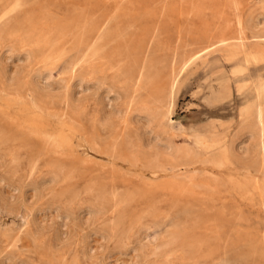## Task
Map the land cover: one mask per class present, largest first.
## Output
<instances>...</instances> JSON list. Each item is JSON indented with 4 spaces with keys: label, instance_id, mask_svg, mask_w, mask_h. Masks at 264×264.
Masks as SVG:
<instances>
[{
    "label": "bare ground",
    "instance_id": "6f19581e",
    "mask_svg": "<svg viewBox=\"0 0 264 264\" xmlns=\"http://www.w3.org/2000/svg\"><path fill=\"white\" fill-rule=\"evenodd\" d=\"M37 1L38 0H0V70L1 67L8 65L10 61H15V60L18 61L19 62L18 65L19 64L20 65L19 68L17 67L18 70L17 69L14 70V73H9L10 72L9 69L7 70L8 67H5L6 68L4 69L5 79L10 83L11 87L16 86L18 87V89H26L28 92H31L32 94L30 93L29 95H32L33 98V101H30L28 103L23 102L19 99L20 105L17 109L22 116L41 123L48 122L56 118L58 119V121H60L62 128L64 130H67L69 116L67 118L66 114L61 115L58 113L57 105L61 100L60 101L58 100L57 102L56 99H67L70 100V103H75L76 107H72L73 105L70 106L68 103L70 108L68 107V105L67 108L70 109L71 112L77 113L80 116L79 118L81 117L84 118L85 116L83 117V115H85L87 112V111L84 112L82 105L88 99H94L93 101H95L97 104L100 105V110L99 111L97 110V112H95L91 118L92 119L91 122L93 124V129L91 128L93 130V131L91 130V132H93V137H91V140L93 138L92 140L93 143H91L92 145L90 146L92 147L90 148H92V150L96 152L103 154L104 156H107L111 161V166H112L111 167L112 171L111 173L109 172L110 174L109 182L104 181L101 178H97V177L94 178L92 176L90 180L87 181L82 191L83 195L86 198L84 202L85 205L83 204L82 208H80L79 211L77 209V212L75 210V212L73 213L68 208H65V210H63L61 214L57 216L56 219L58 221L56 220L57 221L56 223L60 228H62L63 236L67 234L69 235V237L70 236L73 237L72 230L70 231V227H71L70 224L71 221L73 223V219H74L73 215H76L77 217L79 215L80 216L82 215V217L80 218L79 216V218L82 219L83 221V219L86 216V219H84L83 222L94 225V229L96 231L95 233L98 232L100 236L103 237L104 240H106L107 242L118 240V243H121L124 247L139 252L143 256V258H145V260L147 257L156 256L158 254L160 255V253H164L168 251L169 253L171 252L173 254H177L179 252L182 253L185 250L187 252V255L194 256L195 253L197 255L200 254V250L201 249L203 250V247L210 249V245L208 244L211 239L202 238V236H200L201 239H199L200 237L196 239L192 237L193 235L189 236L185 231L190 227H187V229L184 230V227L182 228L181 223L178 222L180 215L182 216L187 215L193 217L194 214L196 215L197 213H200L198 212L199 209L198 205L201 200L214 201L216 199H220L219 195L226 190L238 194L242 199H245L249 202H256V201L264 202V78H258L256 81H241L238 82V84L236 85L239 93L243 92L244 89H248V88L255 89L256 98L252 103L241 107V109L239 110L241 115V119H240L241 124L239 126V129L237 128L238 129L236 132L237 135L235 137L233 136V138L230 137L233 139V140L231 139L232 141L230 140L231 143V144L229 143L230 146L226 147L225 144L227 142L225 137L219 135V132L217 133L216 131L217 128L216 125H218L216 124V121L218 120H215V118L214 119L211 118L213 121L208 122V125L206 126L204 125V127L198 126L199 128L192 130H188L181 126H176L172 122V115L174 112L175 104L180 94L181 86L183 85V84L180 85L179 77L183 72H185L188 69V65L186 64L177 65V63L173 62L175 64L171 69V71L167 75H163L162 73L159 72L156 64L150 59H147L146 58L147 55L145 54L146 55L145 58L147 60L144 59L146 61L145 64H143L144 65L143 68L139 71V74L135 76V72L133 69V67L136 66L135 62L127 64L125 56L121 54L120 51L119 52L114 51V58H112L114 59L113 60L114 76H115L114 86L106 85V81L103 80L104 78H102L101 76H99V78L96 79L95 78L91 79L90 75H92V73L94 72L93 68L94 69L96 68V66L93 65V61L100 56V51L102 52V50H100V48L97 45L99 40H97L98 42L96 41L97 43L96 42L91 43L92 41L91 33L93 32H90L91 36H89V34H87V32L85 31L88 27L89 22L88 23L82 22L81 26L78 27V30H74L75 28L74 23L78 21V19L77 20L71 19L72 21L71 20L64 21L59 19L54 14H49L47 12H45L46 13L45 15L43 14L44 12H42V15L38 17L34 13L23 14L26 8L29 9L30 7L33 6V4L37 3ZM191 1L189 0V3H192ZM194 1L197 2V0ZM83 2L84 1H82V3ZM196 2L193 3L196 4ZM262 2L264 3V1ZM262 2L260 0V3ZM197 5H199V2ZM259 5L260 6L257 7L262 10V5L261 4ZM189 6L190 7L188 8H191L192 5ZM237 6L239 7L240 5L237 4ZM196 7L197 6H195V8ZM176 8L177 7H175V9ZM202 8L204 9V7ZM263 8H264V4H263ZM90 9L91 8H89V10ZM200 9L198 6V10ZM206 9H208V7ZM215 9L218 10V8ZM224 9L229 10L231 8L229 7V9L228 8H224ZM197 11L194 10V13ZM68 12H70V10ZM79 12H81L80 9ZM201 13L202 12L200 11V14ZM223 13L224 12H220V10L219 12L216 13V17H218L217 19L220 22L222 21V26H221L222 28L218 25L216 29L217 30L216 32L219 33V37L222 40V42L225 41L226 37L229 38L227 35H232L231 25L224 20L227 18H225L226 15H224ZM66 14H68V16L69 15L71 16V14L69 13ZM196 14L197 16L199 15L198 13ZM195 15L194 18L197 17ZM81 16L86 17L85 15H81ZM227 17H228V13H227ZM70 18H72V16ZM167 19H170V17ZM82 20L84 21V19L80 18L79 22H81ZM241 22L242 21H239L240 28H241ZM202 26H204V23ZM244 26L246 25L244 24ZM260 26L261 27L259 28V25L257 23L255 28L258 31L257 34L260 35L261 38L264 40V23ZM251 27H254V25ZM257 27L259 28V30ZM71 28L73 30L69 31V29ZM103 28L105 29V27ZM44 29H48L51 31L44 32ZM92 29L96 30L97 27L96 29L94 28ZM127 30L128 29L122 32H126L125 34H128ZM68 32H71L75 44L78 45L76 48L77 60L75 61L73 67L81 66L82 68L81 64H83L86 68V69L84 68L83 70L86 71L81 72L78 75L76 74L77 76L73 77L72 81L71 80L67 81L62 78L61 79L59 78L58 80L54 79L56 80L54 81L53 80L54 72L57 71L58 67L60 66L64 54L60 52L61 49L60 44L62 41L61 39L64 36H67L66 34ZM119 32L120 34L122 33L121 31H118V33ZM94 33H97V30ZM98 33L100 34L101 30ZM243 33L244 32H242V35ZM99 34H95V35L98 36ZM206 34H208V32ZM6 37H8V39L11 42L8 45H3L2 41H4L3 39ZM235 39L238 40L237 38ZM232 41H234V39ZM242 41L244 40L242 39ZM236 42L237 41L233 43L232 42L229 43L230 50L229 53L227 52L228 54L226 56V60L228 62H234L237 59H239L241 56H243V60L245 61L246 65L237 66L233 68V70H231L232 78H238L245 75L248 72V67L250 66H256L258 68L264 67V47H259L255 50H245L244 48L245 46L243 47L244 44H237ZM177 43L179 44V40H177ZM150 46H153V42L150 43L149 47ZM149 47L148 49L151 50ZM106 49L108 50V45ZM168 50L171 49L168 48ZM133 55L135 56V54ZM147 57L149 58L150 56ZM196 57L197 55L195 56V58ZM198 57L196 59H198ZM127 59L129 60L130 58ZM196 59L193 60L195 61ZM113 61L110 62L108 60V63L110 62L112 64ZM68 67L70 68L71 66L67 65L64 67V69L68 70L69 69ZM106 67H110V66H106ZM196 67L197 66H195L194 68ZM102 69L105 70L108 68L103 67ZM95 70L98 69L96 68ZM76 71L78 70H75V73ZM73 72L71 73V75L73 74L74 76L75 73ZM8 74H11V76H9ZM232 78H226L225 80L221 81V83L219 84L218 91H215L214 94L212 92L213 97L212 95L210 97L213 98L215 102L222 103L231 98ZM41 79H46L47 81V84L43 87L40 85L41 82L39 83ZM12 92H16V91L13 90ZM42 97L46 98L45 100L48 99V101H43L44 99ZM32 98H30L29 100H31ZM7 100H11V99L8 98ZM46 106H49L51 110H48ZM62 107L63 106H61L60 108ZM82 120L84 121V119H81V121ZM209 121L211 120L209 119ZM71 122L72 124H75L74 121ZM227 125L226 127L224 126L222 128H227L229 130L231 126L230 125L227 126ZM79 126L77 129H79ZM18 127L20 128V126ZM88 129L90 130V128ZM3 131L5 132L4 129ZM78 131H80V129ZM5 134L6 136L8 135L6 132ZM81 134L83 135V133ZM180 136H183L185 138V143L183 144L179 143L178 138ZM1 138L4 139L5 137H1V133H0V141ZM83 138L85 139V137ZM98 141L102 143V147H100ZM49 142L52 143L50 149L55 152L56 150L60 151L61 149L71 146L68 135H66L63 131L60 134H58V136L55 137L53 136L52 138H50ZM30 144H27L26 142L24 146L30 147L32 146ZM20 147L18 150H20ZM26 147L25 150L28 149ZM71 150H73V148ZM5 156H3V158H6ZM84 159H86V157H84ZM1 161H4V159ZM35 161H37V159ZM33 162L34 161H32L31 163ZM4 163L5 162H3V164ZM9 164L10 163H8L7 165L10 166ZM14 164H12V166H14ZM17 165L18 163L16 164L15 167H17ZM53 166H54L53 173H51L52 175L47 180H45L42 190L39 187L40 193H43V190L46 192L47 190L49 192H55L57 190V189L55 190L56 186H59V184L63 185L62 183L65 184L69 181L68 177L66 176L68 174L65 175L64 173H62L58 165H53ZM198 167H202L205 169L211 168L218 171L225 170L228 173V175L227 178L224 180L214 177L215 174L214 176L205 175L206 176V177L204 176L205 178L200 179V177H202L201 175L200 177L196 176V169ZM68 169L66 171H68ZM87 171H90L89 174H92L91 170H87ZM69 173H71V171ZM72 178L70 177L71 180ZM68 186L70 187V185ZM55 195L57 201L64 203L66 206L69 205L70 203L75 202L77 198V193L69 189H64L61 192L56 193ZM220 203H223V201H221ZM211 206L213 205L211 204ZM215 208L218 207L216 206ZM223 212H225L224 209ZM0 213L1 214L3 213V215L5 214L8 216L9 215L13 216L14 221L19 222L18 225L20 224L21 226L28 228L34 222V218H35L33 207H26L25 209H23V207L20 206L18 207L13 204H9L7 202L1 203V201H0ZM203 213L205 212L203 211ZM198 215L195 216V219L196 217H199ZM221 215H224V213L223 214L221 213ZM108 216L109 219L107 221ZM142 219H146L149 221L141 223L140 221ZM102 222H104V225H102ZM14 224L15 222H13V225ZM99 225L102 226L99 229L96 228ZM162 225L169 226L170 230L165 233L160 229L158 230V228H160ZM2 226L3 225L0 224V234L5 232L7 228V227L2 228ZM66 227H67L66 229L67 231L65 232L63 230ZM202 227L203 226H201V229ZM207 227H209V225H207ZM195 228L197 230L198 227L196 226ZM207 229L208 228H206V230ZM151 230L153 231L152 233L150 232ZM12 231L10 232L14 234V230ZM202 231H200L201 234ZM194 232L195 231L192 232V230H190V233L194 234ZM219 232L217 231V233ZM204 234L203 236L206 235L207 237V234L205 235ZM18 235L19 234H17V237ZM215 235L218 236L219 234H215ZM212 238L216 239V236ZM38 239L36 238V240ZM217 239H219V237ZM223 240L222 243H224ZM38 241L40 242L41 240ZM217 241L214 242L217 243ZM220 241L221 239L218 242ZM226 241L228 243V240ZM241 241L239 243H242ZM235 242H231V243H235ZM220 243H217L219 244L218 247L220 246ZM10 244L11 243H9L8 245ZM260 246L258 245V247ZM9 247L10 246H8L7 249ZM208 250H206V252ZM219 250L216 251L218 252ZM174 256H180V255H174ZM178 258L180 259L179 261H181L182 257L181 258L178 257ZM176 260L175 262H179Z\"/></svg>",
    "mask_w": 264,
    "mask_h": 264
},
{
    "label": "rangeland",
    "instance_id": "374dc122",
    "mask_svg": "<svg viewBox=\"0 0 264 264\" xmlns=\"http://www.w3.org/2000/svg\"><path fill=\"white\" fill-rule=\"evenodd\" d=\"M82 1L84 2L82 3ZM262 1L264 0H261V2ZM191 2L192 3H189V0H38L37 3L33 4V6L30 7L31 9L29 8L30 10L26 8L27 10L25 9L23 14L34 13L38 17L42 15V12H44V15L46 14L45 12H47L49 14H54L59 19L64 21L78 19V21L74 23V30H78V27L81 26L82 22H89L88 27L85 31L87 32V34H89V36H91L92 34L91 43H95L97 40H99V42L97 41V45L100 50H102V52L100 51V56L93 61V65L96 66L98 70H95L96 68H93L95 73L93 72L94 74L92 73V75H90V78L96 79L101 76L102 78H104L103 80L106 81V85L114 86V59H112L114 58V51H120V53L125 56L127 64L135 62L136 66H134L135 68L133 67L135 76L139 74V71L143 68V64H145V61L147 59L153 61L156 64L159 72L163 75H167L171 71L175 63H177V65H188V69L179 77L180 85H183L181 86V91L175 104L174 112L172 115V122L176 126H181L188 130H192L199 127H204V125H208V122H212V119L215 118V120H218L216 121V124L220 125H216V131L217 133L219 132V135L225 137L227 142L225 145L227 147L230 146L229 143L233 136L235 137L237 135L236 132L241 124V115L239 110L241 109V107L252 103L256 98L255 89L248 88L239 93L236 85L241 81H256L258 78H264V67L258 68L256 66L248 67V72L245 75L238 78H232L231 70H233V68L237 66H245L246 63L243 60V56H241L234 62H228L226 60V56L230 50L229 43L237 41V44H244L243 47L245 46V50H255L259 47H264V40L260 35L257 34L258 31L255 28L257 23L259 25V28L261 27L260 25L264 23V20H262L264 19V3H260V0H197V2L193 0ZM193 2H196V4ZM198 2L199 5H197ZM129 3L131 6L129 5ZM180 4L182 5V7ZM237 4H239L240 6L238 7ZM259 4L262 5V10L258 8L260 6ZM189 5H192L191 8H188L190 7ZM195 6L197 7L195 8ZM198 6L199 9L201 8L200 10H198ZM88 7L91 9L89 10ZM175 7L177 8L175 9ZM202 7H204V9ZM207 7L208 9H206ZM229 7L231 9H229ZM215 8H218V10ZM224 8H228L229 10H226ZM79 9L81 12H79ZM193 9L195 11H198L194 13ZM67 10H70L71 13ZM219 10L220 12H224L223 14L226 15L225 18H227L224 20L231 25L232 29V35H227L230 39L226 37L225 41H223L224 43L220 39L219 33L216 32L217 26H222V21L220 22L217 19L218 17H216V13L219 12ZM200 11L202 12L201 14ZM176 12L180 15H177ZM66 13L71 14L72 18H70L71 16H68V14ZM196 13H198L199 15L197 16ZM81 15H85L86 17ZM194 15L197 16L195 17L196 19L194 18ZM177 16L178 18L180 16V18L178 19ZM169 17L170 19H167ZM80 18L84 19V21L82 20L81 22H79ZM239 21H242L241 28L239 25ZM203 23L204 26H202ZM244 24L246 26H244ZM253 25L254 27H251ZM103 27H105V29ZM92 28L96 29L97 33H94L96 32V30H93ZM126 29H128V34H125L126 32H122ZM71 30L73 29H69V31ZM100 30L101 33L99 34L98 32H100ZM50 31L51 30L44 29V32ZM118 31H121L122 33L120 34V32L118 33ZM90 32L93 33L90 34ZM207 32L208 34H206ZM242 32H244L245 34L243 33L242 35ZM93 34L99 35L94 36ZM66 35L68 37L64 36L61 39L62 41L60 44V52L64 53L63 59L57 71L54 72L53 80L62 78L67 81H72L73 77H76L79 73L86 71L83 70L85 68L83 64H81L82 68L81 66L73 67L75 61L77 60L76 48L78 45L75 44L71 32H68ZM241 35L244 37H242ZM107 37H110L111 39ZM235 38H237L238 40H236ZM233 39L234 41H232ZM242 39L244 41H242ZM3 40L5 41H2L3 45H8L11 42L8 37L4 38ZM177 40H179V44L177 43ZM152 42L153 46L149 47L150 43ZM107 45L108 50L106 49ZM148 47L151 50H149ZM157 47H160L159 50ZM168 48H170L171 50H168ZM133 54H135V56ZM145 54L150 57L148 58ZM196 55L197 57L199 55L198 59H196L197 57L195 58ZM145 56L147 59L145 58ZM127 58L130 59L128 60ZM193 59L196 60L194 61ZM108 60L110 62L113 61L112 64L110 62L109 64ZM18 63L19 62L16 60L10 61L8 65L1 67L0 70V88H3L0 89V101L2 103H0V110L2 109L0 111V131L2 128V131L0 133L1 137H5L4 139L1 138L0 141V201L1 203L7 202L18 207H23V209H25L26 207H33L35 218L34 222L28 228L23 227L20 224L19 226V222L14 221L13 216H8L5 214L3 215V213H0V224L4 226H2V228L7 227L6 231L0 234V264H264V202H249L245 199H242L238 194L232 193L229 190L222 192L219 195L220 199H216L214 201L201 200V203L199 202L198 205L199 209L197 208L198 212L200 213H197L196 215L194 214V218L187 215L179 216L180 221L178 220V222L181 223V227H184V230L187 229V227L192 228H188L185 231L189 236L193 235L192 237L196 239H198V237L200 236H202V238L211 239L208 244L210 245V249L208 248V250L206 247H203V250L201 249L200 254L198 255L195 253L194 256H189L187 255V252L185 250L182 253L179 252L177 254H173L171 252L169 253L168 251L160 253V255L158 254L159 256L156 255L147 257L145 260V258H143V256L139 252L124 247L121 243H118V240H113L110 242L104 240L98 232L95 233L96 231L94 229V225L83 222L84 219H86V216L83 221L82 219H80L82 215H79L80 218L79 216L77 217L76 215H73V223L71 221L70 224V231L72 230L73 237H69V235L67 234H65L66 236H63L62 228L57 225L56 222L58 220L56 218L61 214L63 210H65V208H68L73 213L75 212V210L77 212V209L79 211L80 208H82L86 200L82 191L87 181L90 180L91 176L94 178H101L104 181L109 182V172L111 173L112 171L111 161L107 156H104L103 154L96 152L92 150V148H90L92 147L90 146L92 145L91 143H93V138L91 140V137H93V132H91V130L93 129L91 118L93 114L97 112V110H100V105L93 101L94 99H88L82 105L84 112L87 111L86 114L83 115V117H85L79 118L80 116L77 113H73L70 109L67 108L68 103L70 106L73 105L72 107H76L75 103H70V100L67 99H56L57 102L58 100H61L59 102L60 105H57L58 113L61 115L66 114L67 118L69 116L67 130H64L62 128L60 121H58V119L56 118L48 122L41 123L22 116L17 109L20 105L19 99L26 103L33 101L32 95H29L31 92H28L26 89H18V87L16 86L11 87L10 83L5 79L4 74V69H6L5 67H8L7 70L9 69V73H14V70H16L17 67L19 68L20 64L18 65ZM67 65L71 67H68L69 69L65 70L64 67ZM195 66L197 67L194 68ZM103 67L108 69L104 70L102 69ZM75 70L78 71H76L75 73ZM72 72L75 73L74 76L73 74L71 75ZM8 75L11 76V74ZM226 78H232V96L230 99L222 103H217L210 96L212 95V92L214 94L215 91H218L219 84ZM40 82V85L42 87L47 84L46 79H41L39 83ZM13 90L16 92L18 90V92H12ZM27 93L29 96L27 95ZM4 96L7 98H5ZM8 98L11 100H7ZM30 98L32 99L29 100ZM42 98L44 99H42L43 101H48V99L45 100L46 98ZM69 105L68 107L70 108ZM61 106L63 107L60 108ZM46 108L48 110H51L49 106H46ZM81 119H84V121H81ZM209 119L211 121H209ZM71 121H74L75 124H72ZM227 124L231 126L229 130L227 128H222L224 126L226 127ZM15 125L17 128H19L18 126H20V128L17 129ZM78 126L80 131H78L79 129H77ZM88 128H90V130ZM3 129L8 134L7 136ZM62 131L66 135H68L71 146L64 148L65 150L61 149L63 151H52L50 149L52 146V143L49 142L50 138H52L53 136H58V134H60ZM81 133H83L84 136ZM83 137H85V139L87 140H85ZM45 140L48 142H46ZM178 140L180 144L185 143V138L183 136H180ZM26 142L27 144L31 143L30 145L32 146H24ZM98 144L100 145V147H102V143L100 141H98ZM19 147L20 150H18ZM22 147L24 151L22 150ZM25 147L28 149L25 150ZM72 148L73 150H71ZM3 156H5L7 159L3 158ZM84 157H86V159H84ZM3 159L4 161H1ZM36 159L37 161H35ZM32 161L34 162L31 163ZM3 162L5 163L3 164ZM8 163H10V166L7 165ZM14 163H18L17 167H15L16 164ZM12 164H14V166H12ZM53 165H58L62 173H64L65 175L68 174L66 176L68 177L69 181L65 183L66 185L62 183L63 185L59 184V186H56L55 190H57L55 192H49L48 190L46 192L43 190V193H40L39 190H42L45 180H47L52 175L51 173H53ZM67 169L68 171H66ZM210 169L211 168L205 169L202 167H198L196 169V176L200 177L201 175L202 177H200V179H203L206 176H214L215 174L214 177L220 178L221 180L227 178L228 173L225 170L218 171ZM87 170H91L92 174H89L90 171ZM70 171L71 173H69ZM70 177H73V181L70 179ZM67 184L70 185V187ZM64 189L73 190L77 193L76 201L70 203L67 206L62 202H58L55 195L56 193L61 192ZM221 201H223V203H220ZM211 204L214 207L211 206ZM216 206L218 208H215ZM223 209L225 212H223ZM203 211L205 213H203ZM221 213H224V215H221ZM197 215L199 217H196V220L195 216ZM108 219L109 216L107 218V221ZM188 220L190 223L188 222ZM147 221L149 220L142 219L140 222L144 223ZM13 222H15L14 225ZM102 225H104V222H102ZM195 225L198 227L197 230L195 228ZM200 225L203 226L202 229ZM207 225H209V227H207ZM101 226L99 225L96 228L99 229ZM206 228L208 229L206 230ZM66 229L67 227L63 231L66 232ZM159 229L164 233L170 230L169 226L164 225L158 228V230ZM9 230H14V234L12 233L13 231L10 232ZM190 230H192V232L195 231V235L193 233H190ZM7 231H9L10 233ZM200 231H202V234ZM212 231L215 234H219L220 236L215 235ZM217 231L220 232L217 233ZM150 232L152 233L153 231L151 230ZM204 233L207 234V237ZM17 234H19L18 237ZM203 234L205 236H203ZM37 236L39 237V239ZM215 236L216 239L212 238ZM218 237L219 239H217ZM32 238L34 239V242ZM36 238L41 241L39 242L38 240H36ZM237 238L239 241L237 240ZM199 239H201V237ZM220 239L221 243L224 239V243L221 244L220 242H218ZM225 239L228 240V243L230 244H228ZM214 241L220 243V246L218 247L219 244ZM240 241L242 243H239ZM9 243L11 244L8 245ZM6 244L10 246L8 249V246ZM213 244L214 246H216L214 247ZM258 245L261 246L258 247ZM225 246H229V249ZM206 250L208 251L206 252ZM216 250L219 251L217 252ZM171 255L173 258L171 257ZM178 257H182L181 261H179L180 259ZM175 260L179 262H175Z\"/></svg>",
    "mask_w": 264,
    "mask_h": 264
}]
</instances>
